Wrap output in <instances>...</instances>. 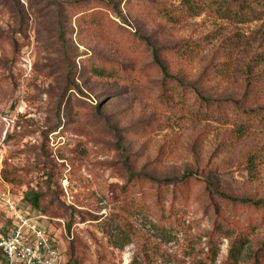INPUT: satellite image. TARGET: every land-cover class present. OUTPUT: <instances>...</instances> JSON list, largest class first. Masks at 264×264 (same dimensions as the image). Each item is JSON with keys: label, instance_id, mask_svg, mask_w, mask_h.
I'll return each mask as SVG.
<instances>
[{"label": "rangeland", "instance_id": "1", "mask_svg": "<svg viewBox=\"0 0 264 264\" xmlns=\"http://www.w3.org/2000/svg\"><path fill=\"white\" fill-rule=\"evenodd\" d=\"M203 1L0 0L1 177L68 264H264V12Z\"/></svg>", "mask_w": 264, "mask_h": 264}, {"label": "built area", "instance_id": "2", "mask_svg": "<svg viewBox=\"0 0 264 264\" xmlns=\"http://www.w3.org/2000/svg\"><path fill=\"white\" fill-rule=\"evenodd\" d=\"M0 206L7 213L9 228L0 233V264H65L61 234L33 215L29 207L20 209L9 195L0 173Z\"/></svg>", "mask_w": 264, "mask_h": 264}, {"label": "trees", "instance_id": "3", "mask_svg": "<svg viewBox=\"0 0 264 264\" xmlns=\"http://www.w3.org/2000/svg\"><path fill=\"white\" fill-rule=\"evenodd\" d=\"M181 3L186 7V9L189 12H196L200 9L201 5L204 3L203 0H180ZM208 6L212 7V11H214L216 14L220 15L222 18H225L230 21H234L237 23H247L250 20H252L255 16H257L260 11L264 12V0H207ZM261 13V12H260ZM152 55L155 60H157V51L153 50ZM161 66V64H160ZM264 67V51L260 53L254 54L250 58V60L247 62V64L244 66L243 74L245 77L246 85L249 86L251 84L252 79L254 78L253 70L258 67ZM162 69H164L161 66ZM259 74H262L264 79V70L261 72L259 71ZM164 77L170 78L167 73H164ZM200 98L199 100L202 101V103L210 104V100L203 98L198 95ZM223 103H230L232 108L236 111L241 112L243 115H249L257 116L260 112H264V109L259 110H244L241 108L240 100H227ZM235 134L239 136L246 135L247 128L244 124L238 125L235 130ZM25 201L29 202L33 207H36L38 205V195L34 194H25L24 196ZM253 205H262L264 208V204H262L259 201L253 202ZM237 252L232 250L233 255H235ZM216 253L213 255L215 256ZM0 256V261H1ZM66 261V260H65ZM65 264H68L67 261Z\"/></svg>", "mask_w": 264, "mask_h": 264}]
</instances>
